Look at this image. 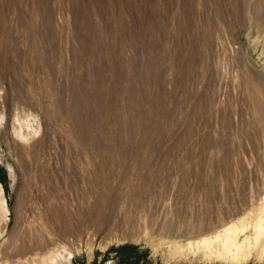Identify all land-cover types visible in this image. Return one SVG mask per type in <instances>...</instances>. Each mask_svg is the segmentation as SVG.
Masks as SVG:
<instances>
[{
  "label": "rangeland",
  "instance_id": "374dc122",
  "mask_svg": "<svg viewBox=\"0 0 264 264\" xmlns=\"http://www.w3.org/2000/svg\"><path fill=\"white\" fill-rule=\"evenodd\" d=\"M259 1L0 0V264H264Z\"/></svg>",
  "mask_w": 264,
  "mask_h": 264
},
{
  "label": "bare ground",
  "instance_id": "6f19581e",
  "mask_svg": "<svg viewBox=\"0 0 264 264\" xmlns=\"http://www.w3.org/2000/svg\"><path fill=\"white\" fill-rule=\"evenodd\" d=\"M258 3H261V1L258 0ZM246 4H247V3H246ZM262 71L264 72V68L262 69ZM253 78H254V77H253ZM260 96H261V95H260ZM254 102H255L256 105H260V104H261V103L259 102V99L256 98V97H254ZM256 107H257V106H256ZM263 230H264V228L260 229V230L256 233V240H259V239H260V237H261L262 234H263ZM234 246H235L236 250H237L238 252L241 253V250H243L244 247L248 246V243H243V244H241V243H238L237 241H235V242H234ZM246 254H247V252H246Z\"/></svg>",
  "mask_w": 264,
  "mask_h": 264
}]
</instances>
